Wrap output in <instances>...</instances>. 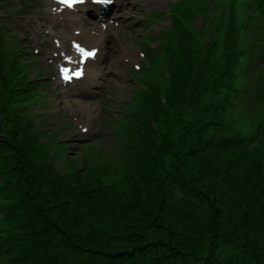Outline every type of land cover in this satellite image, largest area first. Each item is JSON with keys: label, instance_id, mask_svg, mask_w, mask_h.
Segmentation results:
<instances>
[{"label": "rangeland", "instance_id": "obj_1", "mask_svg": "<svg viewBox=\"0 0 264 264\" xmlns=\"http://www.w3.org/2000/svg\"><path fill=\"white\" fill-rule=\"evenodd\" d=\"M190 1L176 8L180 18H176L174 36L184 33L181 45L193 57L188 89L180 97L174 91L181 79L185 81L182 63L186 50L179 45L181 51L171 64L166 65L164 56L159 68L137 78L143 79L138 85L136 79L125 77L119 93L118 82L111 80L110 90H118L110 97L115 99L112 103L117 105L119 120L107 125L105 137H94L86 144L77 142V133L63 121L55 122L48 106L35 107L36 99L27 94L26 86L33 73L26 75L25 65L13 58L21 48L16 41L28 51L17 28L20 21L9 24L12 20L5 18L20 40L15 36L16 41L2 40L3 63L14 87L6 91L5 102L0 100V140L4 133L24 149L29 146L34 162L25 158L27 153L14 152L12 157L10 147L0 144V216L6 218L7 211L22 206L17 202L22 186L33 205L29 212L6 223L3 217L0 264H264V99L256 111L247 108L248 102L238 101L237 92L243 80L250 82L239 70L248 62L244 54L249 51L247 32L250 40L264 42L262 25L257 24L260 32H250V27L246 31L250 14L257 15L254 8L264 12V0ZM142 2L148 4L146 8L133 9L135 17L142 16V29L125 28L134 17L120 25L117 34L112 33L117 38L127 30V37L119 39L134 57L137 41H144L153 29L144 18L158 9L149 0ZM231 6L236 9L238 48L229 37L231 32L227 34L230 19L218 21L220 13L230 15ZM259 20L264 21V14ZM153 22L168 26L169 14L162 22L155 18ZM263 48L258 47L262 55ZM114 49L122 53L117 42ZM37 65L33 59L31 67ZM153 86L158 88L159 101L170 95L165 116L174 121L170 125L158 122L157 127L168 130L165 142L155 146L149 136L154 147L145 150L151 155L139 157L138 151L144 150H138L139 144L132 147L131 142L141 141L143 147L151 143L142 138L146 135L138 125L157 115L158 105L150 97ZM147 87L148 93L140 95L135 106L138 89ZM229 100L234 103L232 120L213 125L217 115L223 116L219 113L225 112L224 103ZM134 111L135 116H128ZM147 129L145 126L143 131ZM229 139H234V146ZM223 145L229 149L220 151ZM50 150L56 155L48 161ZM13 159L21 161L18 173H8L18 163ZM79 159L87 174H77L82 169ZM17 176L22 184L14 182ZM32 217L35 230L25 228ZM3 227L8 230L4 240Z\"/></svg>", "mask_w": 264, "mask_h": 264}, {"label": "trees", "instance_id": "obj_2", "mask_svg": "<svg viewBox=\"0 0 264 264\" xmlns=\"http://www.w3.org/2000/svg\"><path fill=\"white\" fill-rule=\"evenodd\" d=\"M182 11H183V13H186V10L182 9ZM229 19H230V17H229ZM231 19H232V17H231ZM177 28H178V26H177ZM0 29H2V28L0 27ZM229 32H231L229 37H233V41L237 42L239 35H238L237 29H236V23L233 24V21H230V23H229V28L227 30V34ZM182 38H184V33L180 34L177 46L179 47V45H180L181 48L186 50L185 59H183V63H182V68L185 70V81H183L181 79L182 82L180 83V86L179 87H175L174 91H175V94H176L177 97H180L184 93V91H186L188 89L187 88V82H188V79H189L188 77H190L192 75L193 66H194L193 61H192L193 60L192 54L190 55V51L188 50L187 47H182V45H181ZM263 41H264V38H263ZM17 44H20V43L17 42ZM20 45L22 46V44H20ZM236 46L238 48V42H237ZM252 46L253 47L251 48V52H252L253 58L251 56H249L248 62H247V64H245V67H241L239 69L242 72V75H244L245 77L248 76L250 78V83H245L244 80H243V85H241L239 87L237 92L240 93L238 101H240L241 103L248 102L249 104H248L247 108H249V107L255 108L256 111H258L260 109L259 105H260L261 101L264 99V94H262V95L260 94L261 91H262V93H264V54L262 55L261 52L258 50V47H259L258 41L255 43V45H252ZM22 48L23 47H21L20 49H22ZM169 52L171 53V51H169ZM244 54L246 55L245 51H244ZM246 57H247V55H246ZM2 58L3 57H2V54H1L0 55V71H1L0 72V100H1V102L2 101L5 102L4 96L6 94V91H8L9 89L13 88L14 86H11L10 83H9L10 81L13 82V80L10 77V73H9L7 67L3 63V59ZM174 58H177V55H175V56L172 55L171 56V62L174 60ZM206 60L208 61V59H206ZM15 61H17V59ZM15 66L17 67V64H15ZM262 79H263V82L261 83ZM230 87H231V89L234 88V91L236 90L234 84H231ZM259 87H261V91H260ZM152 90H155V92H153V94L150 93V97L152 95V97H151L152 100L155 99L153 104L154 105L155 104L158 105V107L155 109L157 115H156L155 118H152V120H155L156 122H160L159 121L160 117H162L163 114L166 115L167 111H166L164 105L157 99L158 88L153 87ZM148 91H149V88H148ZM148 91H147V93H148ZM147 93H146V91H144V95H146ZM190 93H193V92L190 91ZM191 95H193V94H191ZM255 96L256 97L259 96L258 99H255L254 98ZM189 97H191V96L189 95ZM184 99L186 101L187 100L189 101V98H184ZM184 99H182V100H184ZM168 101H169V104H170V95H168ZM232 104H234L232 100L225 101V103H224L225 112H220L219 113L221 115L223 114L222 117H220V115L219 116L215 115L216 119H214L213 125L218 124L219 126H221V124H223V121H225V120L231 121L232 120ZM154 105L151 107L152 110H153ZM151 121L150 122H146L145 124H142V125H138L140 127V130H142V128L144 130L145 126L148 128L145 131L142 130V132H144V134L146 135V137H142V138H145L147 140V138H149V136H152V138L154 139L155 146L157 145V146L161 147L163 145V143L165 142L166 138H167L168 130L164 131V130L160 129L159 131H156L154 129ZM173 121H174V119H170V118L166 119V123L168 125L172 124ZM3 139H4V141H1ZM3 139L0 140V144H6V145H8L10 147V150L12 151V157H13L14 152H18V155H21V154L22 155H26V153H27L28 156L25 157V158H28L29 160L33 161V158L30 157V154H31L32 151L27 149L29 146H26L25 149H24L22 146H20L16 142H14V140L10 139V135L4 134V133H3ZM152 140H151V138H149V141L151 143L147 142V145L144 146V147H143V144L141 143V141L136 140L134 142H131L132 147L137 148L138 147L137 144H139L140 146L138 147V150H139V148H142V150H144V152H142V153L140 151H138V153H140L139 157H143L145 155H147V156L151 155V153L148 152L147 150H145V148L146 147H148V148H153L154 147ZM233 140L234 139H229L228 140V143L232 144V146H234L233 143H232ZM141 144H142V146H141ZM256 144H258V143H256ZM257 147H260V146H257ZM219 149H220V151H222V150H228L229 148L226 145H223V146H220ZM230 150H232V149H230ZM47 158H49V156ZM13 160H16L18 163H16L15 168H12V170L10 169L11 172H8V173H18L19 169H21V167H22L21 166V161L19 159H13ZM48 161H49V159H48ZM13 163L15 164L14 161H13ZM34 165H35V163H34ZM50 165L47 164L48 167ZM76 172H77L78 175H84V174L88 173L87 170H85V169L84 170L77 169ZM112 172L114 173V171H112ZM116 172H118V170H116L115 173ZM26 176H27L26 178H29L27 174H26ZM12 181L13 180H11V182ZM14 182L16 184H18V182L22 184L21 177L17 176L16 177V181H14ZM91 182L93 184L96 183L99 186V183L97 181H95L94 178L91 179ZM109 188H112V187H109ZM23 190H24V186H22L21 193H20V198L17 200L18 204L20 203V205H22V206L19 207V208L14 207L13 209L7 211L5 213L6 214V221L4 223H6L10 218L18 216V215H21V214H25L26 212H29L32 209L33 205L27 201V192H26V190H24V191ZM32 215L33 214L31 212V216ZM34 222H35V219L32 217V219H30L28 221V223L26 224L25 228H31V229L35 230L36 227H35ZM1 230L3 231L1 236L3 237V240H4L5 238H7V237H5L4 231H8V230L5 227H3ZM26 230H28V229H26Z\"/></svg>", "mask_w": 264, "mask_h": 264}, {"label": "snow or ice", "instance_id": "obj_3", "mask_svg": "<svg viewBox=\"0 0 264 264\" xmlns=\"http://www.w3.org/2000/svg\"><path fill=\"white\" fill-rule=\"evenodd\" d=\"M65 2L68 3L69 6H71L70 0H65ZM80 51H82V50H80ZM84 55H90V54L89 53H84ZM65 78H67V77H65Z\"/></svg>", "mask_w": 264, "mask_h": 264}]
</instances>
